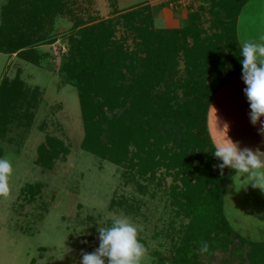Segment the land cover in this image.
<instances>
[{"label": "trees", "instance_id": "obj_1", "mask_svg": "<svg viewBox=\"0 0 264 264\" xmlns=\"http://www.w3.org/2000/svg\"><path fill=\"white\" fill-rule=\"evenodd\" d=\"M212 1L215 28L223 29L208 38L197 13L184 29L156 30L147 6L114 11L107 20L84 21L75 15L76 0H7L0 22V53L35 62V48L56 41L57 18L70 16L74 24L60 70L77 91L83 150L144 176L171 167L177 175H186L189 188L176 203L190 222L183 227L171 264H216V259L219 264H264V243L234 239L223 218L232 170H225L226 178L213 173L215 147L208 114L218 92L242 76L232 20L243 2ZM228 18L232 29L231 24L224 28ZM8 84L1 87L0 122L10 109L5 102V88L12 91ZM53 153L58 157L60 151ZM194 159L199 160V169L193 167ZM201 242L209 245L208 253L198 251Z\"/></svg>", "mask_w": 264, "mask_h": 264}, {"label": "rangeland", "instance_id": "obj_2", "mask_svg": "<svg viewBox=\"0 0 264 264\" xmlns=\"http://www.w3.org/2000/svg\"><path fill=\"white\" fill-rule=\"evenodd\" d=\"M76 1L75 15L84 21L107 20L115 16L114 11L147 6L156 30L184 29L196 13L201 15L198 24L208 38L223 29L215 28L212 0ZM6 4L7 0H0V22ZM254 4L244 10L264 8V4ZM224 21L228 29L231 20ZM73 24L70 16L57 18L54 34L58 37L52 44L35 48V62L0 53V94L3 83L12 89L5 88L10 109L5 111V122H0V157L8 158L14 168L10 195L0 198V264H79L83 253L99 247L98 228L121 215L139 229L147 249L142 264H171L183 227L190 222L176 203L189 188L186 175H177L178 170L171 167L144 176L126 164L83 150L84 124L77 91L60 70ZM220 93L218 100L237 91ZM11 97L18 100L10 102ZM233 133L241 137L240 130ZM54 150L60 151L58 157ZM213 162V173H220V162L214 156ZM193 167H200L199 160L194 159ZM225 170L224 178L228 177ZM198 176L201 183L204 178ZM191 180L193 184L197 181ZM258 191L248 186L237 192L231 181L223 218L232 224L234 239L264 243L248 239L264 240V206L258 208L256 203H264V194ZM219 258L225 260L226 256L220 254ZM214 262L219 264L217 259Z\"/></svg>", "mask_w": 264, "mask_h": 264}, {"label": "clouds", "instance_id": "obj_3", "mask_svg": "<svg viewBox=\"0 0 264 264\" xmlns=\"http://www.w3.org/2000/svg\"><path fill=\"white\" fill-rule=\"evenodd\" d=\"M240 46L242 79L245 96L250 106L249 119L253 126L264 118V35L257 41H243ZM264 135V127L261 128ZM212 152L220 162V175L231 169L230 179L237 192L251 186L264 192V152L259 148H241L228 138L214 145ZM14 174L12 162L0 157V198L10 195V180ZM99 247L91 253H83L79 264H142L147 249L139 236L138 227L127 217L114 218L108 225L98 228ZM201 254L209 252L207 242H201Z\"/></svg>", "mask_w": 264, "mask_h": 264}, {"label": "crops", "instance_id": "obj_4", "mask_svg": "<svg viewBox=\"0 0 264 264\" xmlns=\"http://www.w3.org/2000/svg\"><path fill=\"white\" fill-rule=\"evenodd\" d=\"M241 1L243 2L242 6L235 18V29L238 43L241 44L246 40L257 41L261 35H264V8L258 9L257 7V12H251L247 9L244 10V8L251 7L254 2L256 3L254 5H262L264 4V0H259L258 2L256 0ZM245 88L246 85L244 84L241 76L233 79L218 92L209 109V133L214 145L222 142L227 133L228 138L233 142L238 143L241 148H251L253 150L259 148L260 151L264 152V135L261 134V128L264 127V118H262L261 122L256 126L252 125L249 119L250 106L244 93ZM224 90H226V94L233 90L237 91V93H234V95L231 94L232 96L230 95L225 97V99H222V97L220 100H218L219 96L221 95L220 92ZM238 90L241 92H238ZM236 115H238V117ZM224 120H227V123ZM219 121L221 123H219ZM216 122L217 125H215ZM230 124H232V126H230ZM234 130H240L241 137H239L238 133H233ZM238 138L240 140H238ZM254 138L258 141H253L255 140ZM231 181L229 182V185L226 189L225 196L227 195V192L230 188ZM258 192L261 195L264 194V192H261L260 190ZM256 203L258 204V208L264 206L263 202L256 201ZM229 224L232 229H234L230 222ZM237 233L240 234V232ZM240 235L244 238H248L244 234ZM248 239L252 241H264L253 240L250 237Z\"/></svg>", "mask_w": 264, "mask_h": 264}]
</instances>
